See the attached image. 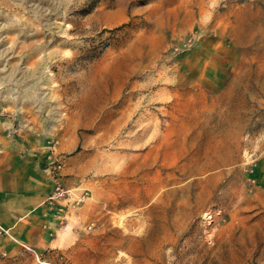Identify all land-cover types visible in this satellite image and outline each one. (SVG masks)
I'll list each match as a JSON object with an SVG mask.
<instances>
[{
  "label": "rangeland",
  "instance_id": "1",
  "mask_svg": "<svg viewBox=\"0 0 264 264\" xmlns=\"http://www.w3.org/2000/svg\"><path fill=\"white\" fill-rule=\"evenodd\" d=\"M75 132L0 264H264V0H0V139Z\"/></svg>",
  "mask_w": 264,
  "mask_h": 264
},
{
  "label": "crops",
  "instance_id": "2",
  "mask_svg": "<svg viewBox=\"0 0 264 264\" xmlns=\"http://www.w3.org/2000/svg\"><path fill=\"white\" fill-rule=\"evenodd\" d=\"M79 144L78 133H73L71 148L64 143L55 147L51 142L23 138L13 140L6 147L4 138L0 139V252L18 247L22 240L20 226H28L23 240L36 248L55 246V238L47 229L57 215L59 204H70L66 210H74L71 201L49 200L56 180L51 169V159L56 153L76 149ZM69 155V154H68ZM52 158L50 159V157ZM79 155H69L63 168V183L66 187L80 185L84 168L77 161ZM31 225V226H30ZM8 230L17 243L6 234Z\"/></svg>",
  "mask_w": 264,
  "mask_h": 264
},
{
  "label": "built area",
  "instance_id": "3",
  "mask_svg": "<svg viewBox=\"0 0 264 264\" xmlns=\"http://www.w3.org/2000/svg\"><path fill=\"white\" fill-rule=\"evenodd\" d=\"M63 192L64 191L62 189H60V187H57L56 191L51 195V198L56 199V198L60 197L63 194Z\"/></svg>",
  "mask_w": 264,
  "mask_h": 264
}]
</instances>
